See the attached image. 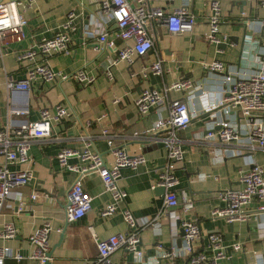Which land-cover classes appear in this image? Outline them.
Segmentation results:
<instances>
[{
	"label": "crops",
	"instance_id": "crops-1",
	"mask_svg": "<svg viewBox=\"0 0 264 264\" xmlns=\"http://www.w3.org/2000/svg\"><path fill=\"white\" fill-rule=\"evenodd\" d=\"M219 3L218 31L219 35L227 36V41L215 44L207 39L210 26L206 0H173L165 4L167 10L186 5L196 14L193 29L173 33L163 26L154 25L152 29L150 25L154 47L146 55L134 57L131 64L117 59L116 53L104 43H99L98 39H87L84 35V25L97 17L94 0H26L21 5L27 20L26 38L10 43L3 50L0 47V128L18 127L22 122L39 120L44 108L56 104H64L72 115L53 124L52 137L32 141L29 162L12 165L13 169L31 170L33 177L28 185L21 187L22 196L14 192L4 204L0 222H13L17 228V235L6 244L14 255L22 256L20 259L7 258L6 264H39L29 258V236L46 221L53 226L50 235L51 264L93 263L97 247L89 225L99 240L129 230L120 210L109 217L99 215V211L112 199L97 172L81 178L84 189L92 198L91 210L75 222L67 217L66 194L79 174L63 168L58 153L63 147L82 148L84 141L81 136L85 134L91 136L92 148L101 153L106 162H111L112 155L106 138L101 135L103 128L107 129L115 145L130 153L144 154V163L120 170L117 183L126 195L118 207H127L137 219L151 218L157 213L162 193L159 187L153 189L152 183L164 164L165 149L160 143L149 142L133 134L150 128L159 114L166 115V110L158 105L151 107L146 115H139L134 101L143 88L160 89L164 81L172 83L181 78L192 80L200 88L194 94L192 92L197 116L178 132L184 140V158L175 169L178 196L192 200V215L198 219L203 236L218 231L225 243L238 242L241 245L239 252H231L230 257L220 260L219 264H246L256 257L264 260V211L257 210V201L246 207L248 217L244 220L228 222L225 218L210 215L212 209L223 206L218 195L220 191L240 186L238 178L241 172L254 164L264 170V149L250 152L241 147L242 152L234 153V147L220 145L217 140L203 139L210 113L202 110L200 92L207 91L212 99L218 96L225 83L222 75L209 73L202 65L211 60H221L235 68H238V61L239 68L253 67L259 37L251 32L247 22L252 17L264 16V6L257 0H245L243 3L242 0H219ZM71 11L75 13L72 24L76 26L69 32L71 53H54L49 63L54 70L67 73L86 69L94 75V81L83 85L73 80L45 81L38 78L29 90H9L8 80H25L35 62L18 61V53L35 41L57 33ZM112 37L110 33L109 38ZM242 40L243 51L238 60ZM116 45L121 47L122 43L117 40ZM157 58L163 60V75L149 73L146 79L137 75L142 66ZM36 60L40 61V57ZM107 72L111 73V78ZM185 95L186 92H171L175 99ZM15 110L28 112L17 114ZM101 115L104 117L98 119ZM157 133L160 135L161 131ZM216 147L224 154L220 162L211 159V150ZM70 162L82 164L76 157ZM35 193L38 196L32 199ZM158 223L156 228L147 226L139 231V246L146 253H155L159 249L155 248L156 244H161L164 249L174 250L176 247L178 234L168 218L162 216ZM202 240L205 242V237ZM111 258L115 264H135L132 253L124 249L116 250Z\"/></svg>",
	"mask_w": 264,
	"mask_h": 264
},
{
	"label": "built area",
	"instance_id": "built-area-1",
	"mask_svg": "<svg viewBox=\"0 0 264 264\" xmlns=\"http://www.w3.org/2000/svg\"><path fill=\"white\" fill-rule=\"evenodd\" d=\"M26 0H0V47L3 49L12 42H20L26 38L25 26L27 20L22 14L21 5ZM173 0H94L97 5V17L84 25L83 31L87 39H98L116 53L117 59L128 64L134 57L146 55L154 47L152 29L160 25L169 32L182 33L191 31L196 21V14L189 6L182 5L167 10L165 4ZM264 6V0H257ZM209 9V33L207 39L215 44L227 41L226 35H219L218 22L220 17L219 0H206ZM74 11L61 25V29L51 37H43L30 47L21 50L17 59L35 61L28 70L25 80L9 79L7 87L11 91L29 90L34 80L76 81L83 85L93 82L94 75L86 69L71 73L56 71L49 63V58L57 52L71 53L69 32L75 30L72 24ZM251 32L259 37L254 55V65L251 68H235L221 60L204 62L202 67L209 73H220L225 87L218 96L210 98L207 91H201L202 110L210 113L206 122L205 140H217L220 145L234 147V153L242 152L245 147L252 152L264 149V16L252 17L247 22ZM112 38H109V34ZM122 45L118 47L116 41ZM40 57V61L36 60ZM163 60L157 58L147 66H142L137 73L146 79L149 73L164 74ZM132 75H135L132 74ZM109 78L112 77L107 72ZM188 78H181L172 83L163 82L160 89L143 88L134 101L139 115H146L151 107L162 105L166 115L159 114L150 128L134 132V136L149 142L160 143L165 149V161L152 188L163 187L161 205L157 213L147 219H137L127 207L119 208L118 204L125 200V192L118 186L120 170L124 167L135 168L146 161L142 152H128L124 147L114 144L106 128L101 135L112 155L111 162H106L101 153L92 148V138L89 134L81 136L84 141L82 148L63 147L58 153L60 165L66 170L79 174L78 179L68 189L66 194V211L70 221H78L91 210V196L84 189L81 178L90 172H97L104 189L111 195L112 201L99 211L101 217H109L119 210L123 220L129 227L127 232L110 235L106 239H97L91 225L89 231L96 242L97 256L91 264H115L111 255L118 249L132 253L135 264H219L220 260L230 257L231 252H239L238 242L225 243L222 233L212 231L204 236L198 219L192 215L193 202L190 198L181 199L175 188L178 183L175 175L177 165L184 158V140L178 135L181 129L187 127L191 119L197 116L193 105L194 91L199 89ZM186 92L184 98H172L171 92ZM191 91V92H190ZM193 92V94H192ZM17 114L27 113L25 110H15ZM72 112L64 104L44 108L41 118L35 121L22 122L18 127L4 126L0 128V217L6 200L15 192L22 196L21 187L30 183L33 172L29 169H13L14 164H23L31 160L29 148L35 138L52 137L53 124L70 117ZM101 115L98 119H101ZM236 117V118H235ZM238 120H235L237 119ZM161 131L159 135L157 132ZM76 157L81 161L72 163ZM213 162L224 159L223 152L216 147L211 150ZM239 187H229L219 192L223 206L211 210V217H222L228 222L244 220L248 217L246 207L257 201V210L264 211V170L257 164L241 172ZM37 194L31 198L36 199ZM165 216L169 224L183 231L180 245L175 249H164L161 244L155 253H146L140 246L139 231L144 227L156 228L159 218ZM53 226L44 222L29 236L31 252L29 258L39 264L52 262L50 254V235ZM61 230V229H60ZM17 235L13 222H0V264H6L7 258H22L14 255L6 241ZM206 241L203 242L202 238ZM246 264H264L262 258L256 257Z\"/></svg>",
	"mask_w": 264,
	"mask_h": 264
},
{
	"label": "water",
	"instance_id": "water-1",
	"mask_svg": "<svg viewBox=\"0 0 264 264\" xmlns=\"http://www.w3.org/2000/svg\"><path fill=\"white\" fill-rule=\"evenodd\" d=\"M244 1H245V0H242V3H243ZM243 42H244V40H242V42H241L240 56H239V59H238V60H240V58H241V56H242ZM222 46H224V45H222ZM236 66L239 67V61L237 62V65H236ZM214 73H217V72H214ZM218 74H220V73H218ZM220 75H221V74H220ZM159 191H160L161 193H163L164 188H163V187H159ZM161 195H162V194H161ZM182 235H183V231H182L181 229H179L178 238H177V240H176V245H177V246L180 245V242H181V236H182ZM50 254H51V256H52V253H51V252H50ZM45 264H51V262H46Z\"/></svg>",
	"mask_w": 264,
	"mask_h": 264
}]
</instances>
